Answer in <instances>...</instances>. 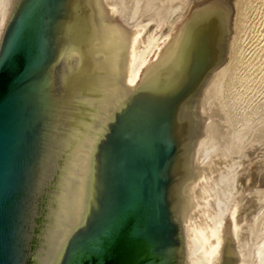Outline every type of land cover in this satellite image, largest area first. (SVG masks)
<instances>
[{
    "label": "water",
    "instance_id": "1",
    "mask_svg": "<svg viewBox=\"0 0 264 264\" xmlns=\"http://www.w3.org/2000/svg\"><path fill=\"white\" fill-rule=\"evenodd\" d=\"M235 34L219 0H0V264H264Z\"/></svg>",
    "mask_w": 264,
    "mask_h": 264
},
{
    "label": "bare ground",
    "instance_id": "2",
    "mask_svg": "<svg viewBox=\"0 0 264 264\" xmlns=\"http://www.w3.org/2000/svg\"><path fill=\"white\" fill-rule=\"evenodd\" d=\"M219 1L224 8H226V7L230 8V17H231V19L235 25V29H236L235 42H234L235 50H234V58H233L234 59V66H233V74H232L233 75V82H232V99H231L232 107H231V116H230L231 124H230V132H229V135L232 136L235 131H237L238 129H240L244 125H246L248 123V121H250L253 117H255L256 115H258L259 113L262 112V108L261 109L257 108V106H256V108L254 107V108H251V110H249L246 107H245V109H242L244 106V105L242 106V102H241L242 107L241 106L239 107V105H238L240 103V99L243 96L242 92H243V90H245L244 88L246 87L247 83L250 81L249 79L251 78V77H249L251 74L249 76L248 75L246 76V75H244L245 73H243L245 71L244 67H246L245 65H246L248 60L243 59V54L241 53V49H242L241 48V45H242L241 41H242V38L244 37L243 35L245 34V32H247L245 30L247 28V21H249L248 20L249 16H250L249 12L251 9H253L254 2H256V0H219ZM262 1H264V0H262ZM262 4H263V2H262ZM257 5H258V3H257ZM263 7H264V5H263ZM248 26H249V24H248ZM249 57H248V59H249ZM245 94H247V93H245ZM263 107H264V105H263Z\"/></svg>",
    "mask_w": 264,
    "mask_h": 264
},
{
    "label": "rangeland",
    "instance_id": "3",
    "mask_svg": "<svg viewBox=\"0 0 264 264\" xmlns=\"http://www.w3.org/2000/svg\"><path fill=\"white\" fill-rule=\"evenodd\" d=\"M263 5H264V1L262 0L260 1L256 0V2H254V7L249 12L250 13V16L248 19L249 21H247V28L245 30L247 32H245V34L243 35L244 37L242 38V41H241L242 42L241 48L243 49V50L241 49V53L243 54V59L248 60L245 65L246 67H244L245 71L243 73H245L244 75L246 76L247 75L249 76L251 74L249 76L251 77L249 79L250 81L247 83L246 87L244 88L245 90H243L242 92L243 93V96L241 98L242 100L240 99V103L238 104L240 107L241 102H242V106L244 105L242 109H245L246 107L247 109L251 110V108H254V107L256 108V106L257 108H260V109L262 108V111L264 109L263 107L264 105L263 104L264 103V7Z\"/></svg>",
    "mask_w": 264,
    "mask_h": 264
}]
</instances>
